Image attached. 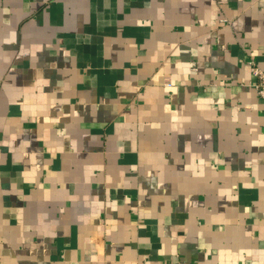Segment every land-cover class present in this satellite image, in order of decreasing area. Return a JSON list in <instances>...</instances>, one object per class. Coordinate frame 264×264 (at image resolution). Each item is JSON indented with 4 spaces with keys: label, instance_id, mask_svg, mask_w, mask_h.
<instances>
[{
    "label": "crops",
    "instance_id": "obj_1",
    "mask_svg": "<svg viewBox=\"0 0 264 264\" xmlns=\"http://www.w3.org/2000/svg\"><path fill=\"white\" fill-rule=\"evenodd\" d=\"M250 59L264 0H0V264H264Z\"/></svg>",
    "mask_w": 264,
    "mask_h": 264
},
{
    "label": "built area",
    "instance_id": "obj_2",
    "mask_svg": "<svg viewBox=\"0 0 264 264\" xmlns=\"http://www.w3.org/2000/svg\"><path fill=\"white\" fill-rule=\"evenodd\" d=\"M247 63L250 65L255 76V81L252 83V85L257 90L259 96L264 98V69L258 66L253 59L248 60ZM166 85L172 86V83L168 81Z\"/></svg>",
    "mask_w": 264,
    "mask_h": 264
}]
</instances>
